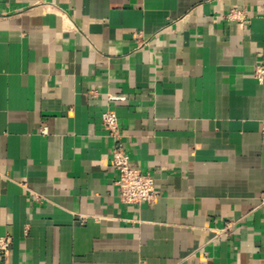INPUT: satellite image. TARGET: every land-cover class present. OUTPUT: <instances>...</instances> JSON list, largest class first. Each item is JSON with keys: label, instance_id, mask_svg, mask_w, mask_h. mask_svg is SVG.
I'll list each match as a JSON object with an SVG mask.
<instances>
[{"label": "crops", "instance_id": "0c3cea01", "mask_svg": "<svg viewBox=\"0 0 264 264\" xmlns=\"http://www.w3.org/2000/svg\"><path fill=\"white\" fill-rule=\"evenodd\" d=\"M256 66L264 0H0V264H264Z\"/></svg>", "mask_w": 264, "mask_h": 264}, {"label": "built area", "instance_id": "2783aa9c", "mask_svg": "<svg viewBox=\"0 0 264 264\" xmlns=\"http://www.w3.org/2000/svg\"><path fill=\"white\" fill-rule=\"evenodd\" d=\"M246 12L239 8H231L225 15L226 19L244 21L247 19ZM254 78L258 82L264 81V67L256 66ZM101 122L109 135L117 141L120 132L118 117L115 111L106 109L101 115ZM264 133V126H263ZM111 165L117 171L118 177L116 185L119 197L126 204L151 203L156 197L154 179L149 173H143L134 166L129 159V155L120 144H116L111 152ZM231 228V223H227L222 232H227ZM10 245L9 237L0 239V252L6 254Z\"/></svg>", "mask_w": 264, "mask_h": 264}]
</instances>
